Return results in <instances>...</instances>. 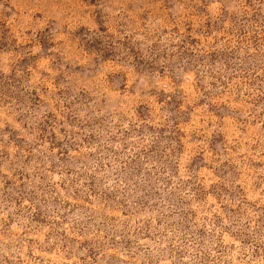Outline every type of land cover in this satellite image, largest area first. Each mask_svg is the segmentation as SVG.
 I'll list each match as a JSON object with an SVG mask.
<instances>
[{
  "label": "rangeland",
  "instance_id": "1",
  "mask_svg": "<svg viewBox=\"0 0 264 264\" xmlns=\"http://www.w3.org/2000/svg\"><path fill=\"white\" fill-rule=\"evenodd\" d=\"M0 264H264V0H0Z\"/></svg>",
  "mask_w": 264,
  "mask_h": 264
}]
</instances>
